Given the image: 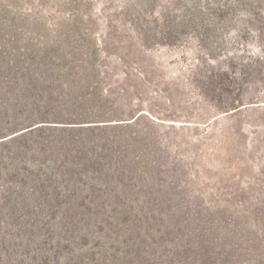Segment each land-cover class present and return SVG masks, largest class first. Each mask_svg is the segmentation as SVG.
<instances>
[{
    "label": "rangeland",
    "instance_id": "374dc122",
    "mask_svg": "<svg viewBox=\"0 0 264 264\" xmlns=\"http://www.w3.org/2000/svg\"><path fill=\"white\" fill-rule=\"evenodd\" d=\"M0 264H264V0H0Z\"/></svg>",
    "mask_w": 264,
    "mask_h": 264
}]
</instances>
